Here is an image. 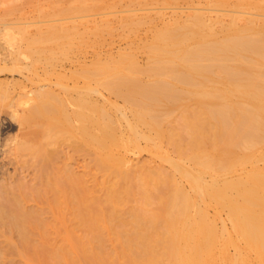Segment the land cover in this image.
Here are the masks:
<instances>
[{"label":"bare ground","instance_id":"1","mask_svg":"<svg viewBox=\"0 0 264 264\" xmlns=\"http://www.w3.org/2000/svg\"><path fill=\"white\" fill-rule=\"evenodd\" d=\"M95 1L67 11L114 6ZM193 15L153 24L151 37L117 56L96 51L85 85H75L73 113L60 93L35 94L41 139L14 152L41 161V183L33 193L1 185L0 264L10 255L30 264H264V20ZM122 24L135 33L142 22ZM79 27L49 25L32 37L20 30L19 40L29 57L52 64L74 40L96 48L113 31L107 18L95 22L93 39ZM23 53L4 57L15 64ZM100 88L122 98L132 118L95 97ZM59 139L79 140L75 150L89 157L82 173L69 163L75 151L56 165L48 147ZM142 153L149 159L133 161ZM33 200L47 205L28 206Z\"/></svg>","mask_w":264,"mask_h":264},{"label":"rangeland","instance_id":"2","mask_svg":"<svg viewBox=\"0 0 264 264\" xmlns=\"http://www.w3.org/2000/svg\"><path fill=\"white\" fill-rule=\"evenodd\" d=\"M78 2L80 3V0H0V187L1 185H5L6 187L9 186L11 188H14L19 184H23L28 189V191L32 190L31 193H33L38 188V186H35L41 183L39 180L40 178L38 177L41 169V161L37 157H33L32 152L29 150H24L25 152L23 150H20L19 152L21 153H19L18 151V154L15 153L16 148L19 146V144H22L23 142L25 143L27 141V143L25 144L33 146L36 143L35 140L37 141L38 139L39 141L41 139V133H39L38 131L41 129L39 128V122H41V119L39 116H37L38 114L36 113L37 111L35 108L37 102L35 100H37L39 96H35V94L39 95L40 91L44 89L51 90L52 92H48L50 94L52 93V95L60 93L62 97L60 95L59 96L62 100L65 96V103H63L67 111H70L71 109V111L68 112L73 113L75 111L74 109L77 110V107L75 108L76 105H74L73 102L78 95L75 85H78L77 88H80L81 85H85L86 79L83 75L86 74V68L90 67V65L92 64L96 51H100L102 57L104 58L109 54H111L112 56H117L118 53L129 51L133 46L137 47L141 44L140 42L147 40V38H149V36L152 34V31H150V29L152 30L153 24L161 25L165 22L174 23L176 20L175 18L180 20L181 18L183 20L185 18V20H187L189 18H192L193 14L196 15L197 13H204V15H207L208 17L213 15L212 17L223 18L227 22L230 20V18H232L231 16L237 18H242L245 16L246 18H248L252 16V18L255 17L256 19L258 18L260 20H264V10H260L254 6L255 4L261 2L264 3V0H96L95 3L113 4L114 6H112L111 8L108 7V9H96L88 12H82L78 10L67 11V9L69 8L74 9L80 6L81 3L79 4ZM131 16L140 18L142 24L137 28L135 33L130 31V34L129 28L124 26L122 23L124 20H128V18H130ZM124 17L125 19H123ZM106 18L109 24H111L113 31L111 33L105 32V34L103 35V43L101 45L97 46L96 48L89 45L83 50L84 47L82 48L83 45L81 41L74 40L73 44L75 46V49L73 48L72 50H69V48L71 49V47L66 46V52L70 51L66 55L67 57L61 52L59 53L58 51V53L56 54L57 58L55 57L56 60H58L57 62L52 60L54 62L52 63L51 61L52 64H50V62L46 61L45 59L42 60L41 58H38L36 55L33 56V54L29 57V55H27L28 49H25L26 43H23L26 41L22 40L21 44V40H19L21 33L19 34L18 32L20 30L25 31L26 36L32 37L36 36L38 32H45L46 30H48L49 25H64L66 27H70L74 24L77 27L80 26L78 29L81 33H84L86 31L87 33L89 32L91 38L93 39L92 31L94 29L95 22L99 23L102 19ZM74 22H76L77 24ZM227 22H225V24ZM92 24L93 27L91 26ZM24 27H27V29ZM16 31L17 33H15ZM9 36H11L10 38L14 40L15 44L13 46H8L9 40L7 37ZM133 41L134 43L132 44ZM77 42H79V45ZM75 43H77V45H75ZM17 48H24V53L22 54L20 61L17 62L18 64L16 62L14 64V62L11 61L12 59H6L4 56L5 54L7 55L10 54V52L12 53L14 50H17ZM73 50H75L74 53L72 52ZM59 54H61V56H59ZM137 56L138 61H140L141 64H144L146 62L145 55L142 52H138ZM81 77L84 80L81 79ZM61 80H63L62 83L64 85H62ZM60 83L61 86L59 87ZM95 85L96 84L94 83L93 86ZM67 86H70V91L72 89H75V91L72 90L71 92H68L69 89ZM82 87L80 89H82ZM102 89L103 88H100L99 94H94L95 97H98V95L99 97L105 96L106 98H109L111 102L117 104L119 107H121L122 105L123 106L121 108L124 107V103H122L124 101L122 98L115 96L109 91L108 94L107 90L105 89L103 90L104 92H106L103 93ZM37 90H39V92ZM64 90L68 93H66ZM62 91L64 92L62 93ZM69 95H72L68 98L71 101H68V99H66ZM112 95H114V97ZM32 96H34L35 98ZM13 98H15L16 101ZM28 107L31 111V114L28 110ZM71 107L74 108L73 111ZM124 111H126L125 113L128 118H132L131 112H129L128 109H124ZM34 113H36L35 116ZM28 114H30L31 116ZM27 116H30V118H28ZM34 120L37 123H35ZM35 128L38 129L36 130ZM34 129L36 132H34ZM28 134H30L31 136ZM32 135L35 136L34 141H32L34 139ZM58 141L61 142L59 143ZM58 141V144L55 145V148L53 146L54 149L52 148V145H54V143L49 145L50 147H48L53 154H57L56 157H54L56 165H58V162L59 164L64 163L66 159L64 160L63 156L66 155L65 158H67V155H73L75 151L74 155L76 157L74 156L73 158H71L72 160L70 159L69 163L76 172L79 171L80 173H82V170L84 168L83 163L85 164L86 161L89 160V157L86 156L84 152L81 153V149L75 150V144H80L79 140L71 139L65 141V139H59ZM67 142L71 143L67 144ZM59 157L61 158L60 161ZM149 157L150 156L147 153H142L140 155L133 156V161H135V158H137L136 163H138L140 161L142 162L143 160L149 159ZM40 201L41 200H39L38 202ZM40 203L41 205H39ZM40 203L38 204L37 201L33 200L29 201L28 206L40 207L43 206L42 203L45 204L46 202L43 200ZM6 240L7 238H4L3 235H0V249L7 248ZM11 256L12 255H10L9 262L7 261L8 264H30L25 258L19 255H13L12 257Z\"/></svg>","mask_w":264,"mask_h":264}]
</instances>
